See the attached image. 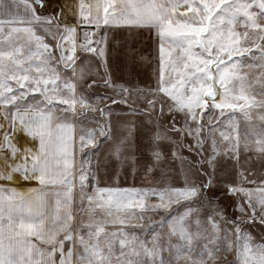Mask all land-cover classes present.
Masks as SVG:
<instances>
[{
    "label": "snow or ice",
    "instance_id": "1",
    "mask_svg": "<svg viewBox=\"0 0 264 264\" xmlns=\"http://www.w3.org/2000/svg\"><path fill=\"white\" fill-rule=\"evenodd\" d=\"M21 5L27 18L0 19V37L11 41L14 33L27 34L43 49L42 60L36 65L38 75L30 76L31 65L23 67L26 60L21 49H0V106H3L0 153L4 154L6 163L13 161L11 172L0 175V179L10 180L11 173L19 172L22 178L38 179L43 185L46 178L50 181L53 178L51 161L62 159L64 164L56 169L54 182L64 185L63 203L70 204L76 181L68 147L71 129L65 125L68 135L56 140L51 135L54 109L60 105H65L63 111L73 116L78 114L86 119L91 115L97 122L104 121L103 126L80 138L81 151L89 146L94 149L90 154L85 153L89 158L81 160L78 171L80 197L82 202L87 201L90 209L107 206L110 210L111 202L105 194L110 196L122 191L118 188L93 191V181L99 183L105 177L115 181L127 174L164 176L170 173L178 154H181V163H188L182 155L185 148L195 152L183 172L181 186L133 190L151 191L160 201L148 205L142 194L136 202L141 218L145 211L166 212L172 204L186 202L182 205L186 209L183 215H169L161 223V227L168 226L169 237H178L185 242L183 245H173L171 239L165 244L160 234L154 233L151 241L121 239L117 256L111 241L100 242L103 226L89 224L88 239L79 236L83 251L72 264H176L171 259L172 249H175L176 260L181 259L182 250L190 248L192 241L209 228L212 235L208 237V244L192 264H229V254L237 256L232 264H264V244H256L252 234L245 230L251 226L264 230V177L255 188L245 186L256 184L254 175L249 176L248 170L241 171L235 166L240 164L241 151L249 150L248 142L245 139L241 144L240 130L232 116L228 117L229 131H219L218 137L223 121L220 125L214 122L224 116L225 107H239L246 120L251 119L253 109L264 113V0H149L148 3L105 0L104 4L95 5V17L91 16L92 5L85 15V5L80 3L75 24L61 19L67 5L57 0H12L3 7L7 14L8 9ZM180 7H185L191 15L181 14L177 19L175 14ZM93 23L98 30L101 24L105 26L103 34L97 37L96 32L86 31L78 44L77 30L81 25ZM17 24L24 27L13 26ZM238 27L243 31H237ZM137 29L155 31L160 52L155 84L140 76V64L133 47L137 41L131 35ZM78 49L99 56L103 73L89 74L91 78L85 81L83 70L77 73ZM176 49L179 51L173 58L172 52ZM109 52L123 55V60L118 61L119 75L108 68ZM246 54L255 61L246 67L259 69L258 73H242L245 65L241 60ZM234 56L238 59H233ZM5 58L13 68L3 63ZM178 68L183 71H177ZM61 70L70 72L71 76L62 75ZM172 72H177L175 79ZM81 81L84 82L78 93ZM217 84L223 94L217 90ZM37 92L38 96L33 95ZM113 105H124L127 115L134 119L123 122L127 135L113 142L107 156H101L96 138L104 136L106 141L112 140V117L121 115L114 112ZM260 119L264 121V114ZM37 140L38 147L30 146ZM255 151L264 160V127ZM17 159L22 162L15 163ZM229 165L234 172L228 171ZM4 191L12 194L0 196V264H70L68 258L73 252H65L64 242H76L71 211L65 209L60 220L61 201L57 199L55 211L59 226L46 233L43 225L50 219L46 202L25 200L14 188H0V193ZM224 199L232 201V217L228 216L227 208L220 206ZM17 200L18 203L14 202ZM193 205H206L203 220L201 208L194 209ZM237 212L239 215L235 214ZM193 224L195 232L190 230ZM61 231L63 239H57ZM33 237L50 245L47 252L33 242ZM165 251L169 252L167 260Z\"/></svg>",
    "mask_w": 264,
    "mask_h": 264
},
{
    "label": "rangeland",
    "instance_id": "2",
    "mask_svg": "<svg viewBox=\"0 0 264 264\" xmlns=\"http://www.w3.org/2000/svg\"><path fill=\"white\" fill-rule=\"evenodd\" d=\"M143 3H148L149 0H141ZM83 3L85 5V15H88V6L92 5V12L91 16L95 17V5L97 4H104L105 0H74L75 4V18L72 22H68L69 24H75L79 19V16L76 14L78 12V5ZM111 11V9H109ZM181 14L191 15L187 12L185 7H180L176 11V18L178 19ZM101 15H103V11H101ZM242 19V18H241ZM14 27H24V25H17ZM105 26L101 24V29L98 30L95 27V23L89 25L84 24L77 30V43H81L83 41V34L84 32H96L97 37L103 34L102 29ZM8 29L6 28L5 31ZM37 35H40L41 32L37 28ZM237 31H243L242 27H238ZM125 35H129L125 33ZM136 39V43L133 47L137 53V59L140 64V76L141 79L146 80L148 83L155 84L156 82V71L159 66V46L156 40L155 31L153 30L151 33L147 29H137L135 33L131 34ZM45 42H48V38L45 39ZM13 48H19L23 52V56L26 60V63L23 65L24 68H27L31 65V72L29 73L30 76L38 75L36 72V65L41 63L42 57L40 53L43 51L36 43L35 40L30 39L27 34L25 33H14L13 38L11 41L0 37V49L4 50H12ZM167 51V47H166ZM176 51L172 52L173 58L176 56ZM198 51V50H197ZM255 52V49H253ZM258 55V53H257ZM31 56L33 57L31 60L27 58ZM78 56L79 60L77 61V73L81 70L85 73V81L89 80L91 77L89 74H102L104 69L100 65V57L96 56L92 53H82L79 52L78 49ZM88 57V59H85ZM46 58V55L45 57ZM233 59H238L237 57H233ZM123 60V55L118 52H109L108 53V68L109 70L116 73V75L120 74V67L118 65V61ZM80 61H84L83 64ZM226 63H230L229 61H225ZM3 63L8 66V68H13L14 66L10 63V61L5 58ZM252 63L254 64L255 61L248 56L247 54L241 60V64L245 65L242 69L243 72H251V73H258L259 69H251L249 70L246 67V64ZM177 71H183L182 68H178ZM62 75L66 77H70L71 73L67 72L64 73L62 70ZM24 74V73H21ZM177 72H172V77L175 79ZM167 78V77H166ZM84 81H81L78 84L77 92L80 93L82 90V84ZM14 84V81L12 82ZM235 84L236 82L233 81ZM62 86V82H61ZM232 85L230 84L229 87ZM218 91L223 94V89L220 88L219 84L216 85ZM239 85L236 84V90L238 91ZM88 95L87 92L84 93ZM33 95H39V93H33ZM31 99V98H29ZM91 99V97H89ZM219 99V97H218ZM259 99V96H257ZM103 106V105H101ZM65 105H60L56 109H54L55 120L53 121L52 129H57L59 126V131L61 136H63L65 125H74L75 131V150L76 155V168L75 171L72 173L76 176V181L74 183V187L72 188L71 192V202L68 205L63 203L64 194H65V187L63 184L54 183L53 176L52 180L50 181L46 178V183L41 185L38 179H24L21 176L22 184L19 185H5L8 186L6 189H17L18 196L35 203L37 200H44L48 207L46 208V212L48 213L50 219L46 220L43 229L47 233L49 231L55 230L59 226L60 220L63 219V212L65 209L71 211L73 220L71 222V228L74 230V235L76 237V242L73 244L71 241L64 242V250L67 253L69 250H72L73 256L68 258L70 264L72 261L78 260L79 255L83 251L82 245L79 243V236H84L85 240L88 239V233L91 231L87 227L89 224H101L104 228V231L100 234V242L103 244L105 241H111L113 245V249L115 254L119 256L120 253V240L125 239L127 241H133V238L139 241H151L152 234L159 233L162 241L166 244L169 239L173 245H183L185 242L180 240L176 236L169 237V228L167 225L161 227V223L163 220L167 219L169 215H183L186 211L183 208V204L186 203L185 201H181L180 203L172 204L171 207L165 212L161 210L159 212H150L145 211L143 213V218L140 217V209L137 207L136 202L141 199V195L144 196V202L148 205L151 204H158L160 203L158 196L153 195L151 191L142 192V191H133V190H147V189H163L168 187H179L183 184L184 177L183 172L186 171L189 167V164L192 162V158L195 155V152H189L186 148L183 150L182 155L188 161V163H181V160L178 158L172 163L170 166L171 170L170 173L164 176L161 175H154L149 177H144L143 175H122L119 180H109L107 177L100 180L99 183L93 181L92 190L95 191L97 188H113V189H120L122 191L113 192L109 196V194H105L109 197L111 202V209L109 210L106 206L105 208H93L90 209L87 201L81 200L80 197V186L78 180V171L79 165L81 160L87 159L89 157L85 156V153H91L94 149L89 146L85 147L83 151H81V136L85 135L92 131L93 129H97L103 126V119H100L99 122L92 119L90 115L88 118H84L80 115L73 116L72 113L68 112L65 113L63 108ZM115 113H119V116L112 117V140L106 141L104 136H98L96 138V144L100 149L101 156H107L109 150L113 146V142L118 141L120 138L127 135V129L123 126V122L129 119H134V117H129L125 112V106L121 105L120 107L112 106ZM79 109V105H77ZM3 111V106H0V113ZM218 112L219 110H214ZM264 114L261 113L260 109H253L251 113V119H244L243 112L240 110L239 107H234L233 109H229L225 107L224 109V116L218 117L214 122L217 125H220V122L223 121V125L219 127L217 132V137L219 136V131L228 132L229 131V122L228 117L232 116L237 123L240 136H241V144L243 145L244 140L246 139L249 145L248 151H241L240 154V164L236 165V168H239L241 171L248 170L247 174L249 176H253L256 180V184H246V187L255 188L257 185L261 184V177H264V160L261 159L259 153L255 151L257 147V141L259 140V133L261 132L262 127H264V121H261L260 115ZM97 115L98 114H94ZM0 121H2V116H0ZM207 129H205V133ZM55 134V133H54ZM74 141V140H73ZM188 141H185L187 143ZM193 144L195 141H191ZM69 149L71 146L69 145ZM3 155H0V159ZM248 158L247 160L245 158ZM2 161V159H1ZM17 161V160H16ZM15 161V163H16ZM22 161H18L17 164L21 163ZM30 167V165H29ZM229 172H234L232 165L228 166ZM50 172L52 173L53 170L50 167ZM3 171L0 170V175H2ZM195 178V177H193ZM239 179L238 177H234ZM71 179V177H69ZM3 179H0V181ZM29 189H36L35 192L28 191ZM59 193V197L57 196ZM6 194V196L11 195L12 193L9 191H4L0 193V195ZM258 195V194H257ZM60 199V220H57V213L55 211L56 208V201ZM14 202H19L14 201ZM221 207H225L228 209V216L232 217L234 213V206L232 205V201L228 199H224ZM196 207L201 208V220H203V209L206 205L197 206L193 205V208ZM239 215V213H235ZM251 223V222H250ZM192 232L196 231V227L193 226L190 229ZM247 232H250L255 239L256 244H264V230H262L259 226H251L246 227L245 229ZM63 232L61 231L57 236V239H63ZM212 235L210 228L205 231L199 238L194 239L190 248H185L182 250L181 256L182 258L176 260V252L173 248L171 251V259L176 261V264H192V261L197 259L199 254L203 251L204 245L208 244V237ZM33 242L37 244L39 248L43 251L47 252L50 248V245H45L40 241H37L34 237L32 238ZM211 246V245H209ZM127 250V249H125ZM165 259H169V252L165 251L164 253ZM59 253H57L56 259L59 260ZM237 256L235 254L227 255V261L229 264H232V261L236 260ZM219 264V262H217Z\"/></svg>",
    "mask_w": 264,
    "mask_h": 264
},
{
    "label": "crops",
    "instance_id": "3",
    "mask_svg": "<svg viewBox=\"0 0 264 264\" xmlns=\"http://www.w3.org/2000/svg\"><path fill=\"white\" fill-rule=\"evenodd\" d=\"M11 2H12V0H2V4H0V19H8V18H11V17H16V16H18V17H20L22 19H26L27 18V14L25 13V10H24L22 5L20 7H18V8L17 7H12L10 9H8V13L6 14L5 8L3 7V5L10 4ZM57 3L67 5L65 13L61 15V19L64 22H66V23L72 22V20H74V18H75V14H74V12H75V4H74V0H57ZM17 25L19 26L21 24H17ZM17 25H13V26H17ZM67 126H68V128L71 129L70 137H69V139H70L69 145L71 146V149H69V155L71 157L70 164H71L72 173H73L75 171V168H76V155H75V150H73V147H75V131H76V129H75L74 125H70L69 124ZM51 135H52L53 140H56V139H58L61 136L60 131H59V126H58L57 129H55V128L52 129L51 128ZM67 135H68L67 129H64L63 136H67ZM32 145H35V146L38 147V140L37 141H32L30 146H32ZM69 145H68V147H69ZM0 155H3V157L1 158L2 161L0 159V170L3 171L2 175L4 173L11 172L10 165L13 163V161L9 160L6 163L5 162V158H4V154L0 153ZM18 161L20 162L21 160L17 159L16 163ZM63 164H64V160H62V159H54V160L51 161L50 167L53 170V172H52L53 176H55L57 174L56 173V169L61 167ZM11 175H12V179H10V180L3 179V180L0 181V188L6 189V187H8L10 185L22 184V179H21L22 175H21V173L15 172V173H11ZM5 185H8V186H5ZM0 196L7 197L6 194L0 195Z\"/></svg>",
    "mask_w": 264,
    "mask_h": 264
}]
</instances>
